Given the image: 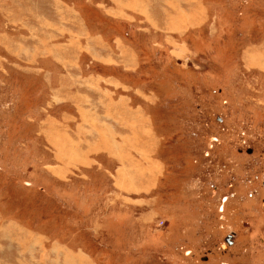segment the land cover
Instances as JSON below:
<instances>
[{
	"label": "rangeland",
	"instance_id": "374dc122",
	"mask_svg": "<svg viewBox=\"0 0 264 264\" xmlns=\"http://www.w3.org/2000/svg\"><path fill=\"white\" fill-rule=\"evenodd\" d=\"M0 215L42 264H264V0H0Z\"/></svg>",
	"mask_w": 264,
	"mask_h": 264
},
{
	"label": "crops",
	"instance_id": "0c3cea01",
	"mask_svg": "<svg viewBox=\"0 0 264 264\" xmlns=\"http://www.w3.org/2000/svg\"><path fill=\"white\" fill-rule=\"evenodd\" d=\"M113 133V132H112ZM145 133V132H144ZM114 134V133H113ZM115 135V134H114ZM150 135V132L149 133H147L146 134V136H149ZM114 142V144H116V143H118V142H116L115 143V141H113ZM1 216V215H0ZM4 220H5V218H4ZM4 220L3 219H1L0 221H1V223H0V238H2V236L3 237H5V239L6 240H4V243H5V246H3V245H0V250H2L3 248H4V250H5V252H4V256H5V258L6 259H2V262H4L5 264H26V263H28V264H31V262H35V263H37V262H39V264H42V262L39 260V259H42V258H44L45 259V256L47 255L48 256V254L49 253H51L52 251H53V253H51L50 254V259L52 260V259H56V257H58V255H56V250L57 249H61V248H65V247H67V246H65V245H53V246H50L49 248H47V246H45V244L44 243H40L39 242V244H38V242H36L35 244L33 243V244H30L29 243V240H28V243H25L24 242V240H17L18 238H20L21 237V235L20 236H18V237H16L15 239H14V237H12V239L11 240H8L9 239V237H7L6 236V233H7V230H5V231H3L4 230V228H2L3 227V223H4ZM18 226H20V225H17V227ZM24 232H25V227H23V226H20L19 227V229H18V233H17V235H19V234H24ZM11 237V236H10ZM23 237V236H22ZM32 243V242H31ZM69 247V246H68ZM54 248H56L55 250H54ZM70 248V247H69ZM9 249V250H8ZM53 249V250H52ZM11 250V251H10ZM63 250V249H62ZM9 251L11 252V254L12 253H14L15 254V257H14V259L15 260H13V262H11V263H8V262H6V260L9 258ZM3 252V251H2ZM73 252V254H76L74 251H72ZM40 253V254H39ZM3 254V253H2ZM39 255V256H38ZM44 255V256H43ZM61 261H60V263L59 264H73V259H70V258H68V257H66V253L65 254H62L61 255ZM44 259H43V264H44ZM80 259H84V257H82V258H80ZM88 259L89 258H87L85 261H83V262H81V261H79V262H76L75 264H89L88 263ZM4 260V261H3ZM46 263V262H45ZM0 264H1V262H0ZM57 264V263H56Z\"/></svg>",
	"mask_w": 264,
	"mask_h": 264
},
{
	"label": "water",
	"instance_id": "95a60500",
	"mask_svg": "<svg viewBox=\"0 0 264 264\" xmlns=\"http://www.w3.org/2000/svg\"><path fill=\"white\" fill-rule=\"evenodd\" d=\"M231 237H229L228 239H230ZM231 243V242H230Z\"/></svg>",
	"mask_w": 264,
	"mask_h": 264
}]
</instances>
